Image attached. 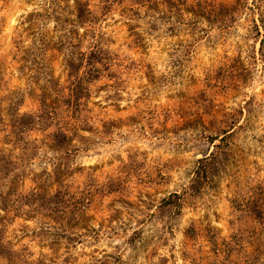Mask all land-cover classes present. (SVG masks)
<instances>
[{"label": "rangeland", "instance_id": "374dc122", "mask_svg": "<svg viewBox=\"0 0 264 264\" xmlns=\"http://www.w3.org/2000/svg\"><path fill=\"white\" fill-rule=\"evenodd\" d=\"M263 25L264 0H0V264H264Z\"/></svg>", "mask_w": 264, "mask_h": 264}, {"label": "trees", "instance_id": "16d2710c", "mask_svg": "<svg viewBox=\"0 0 264 264\" xmlns=\"http://www.w3.org/2000/svg\"><path fill=\"white\" fill-rule=\"evenodd\" d=\"M262 44H264V39L262 40ZM88 65L91 68L90 72H94V71L98 70V68L96 67V65L92 61H89ZM222 131H223L222 137L217 136L215 138H211L212 143H214L216 140H219L220 143H222L226 140L227 136L229 135L228 133L230 131L226 130V129L222 130ZM214 147L217 150L220 148L219 145H214ZM216 152H218V153L212 152L209 156H205L204 158H202L198 161V166L194 172L195 178L193 179L191 187L189 188L192 196L200 194L204 187H206V186L211 187L213 185L214 177H215V173H216V167L218 166V160L221 157L220 152L219 151H216ZM173 198L182 199V197H180L179 194H171L170 198L165 202L171 203ZM178 206H181V203H179Z\"/></svg>", "mask_w": 264, "mask_h": 264}]
</instances>
